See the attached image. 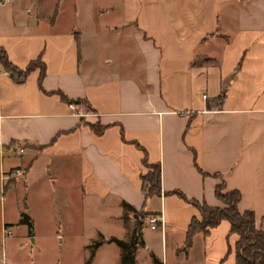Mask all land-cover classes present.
I'll list each match as a JSON object with an SVG mask.
<instances>
[{
    "label": "crops",
    "instance_id": "1",
    "mask_svg": "<svg viewBox=\"0 0 264 264\" xmlns=\"http://www.w3.org/2000/svg\"><path fill=\"white\" fill-rule=\"evenodd\" d=\"M0 51L44 69L16 84L0 67L1 236L6 195L32 224L48 197L57 236L73 223L117 239L142 211L161 219L140 230L154 264H234L224 221L183 247L198 213L174 193L221 208L219 184L264 231V0H0ZM143 152L159 167L147 200Z\"/></svg>",
    "mask_w": 264,
    "mask_h": 264
},
{
    "label": "trees",
    "instance_id": "2",
    "mask_svg": "<svg viewBox=\"0 0 264 264\" xmlns=\"http://www.w3.org/2000/svg\"><path fill=\"white\" fill-rule=\"evenodd\" d=\"M0 67L6 72L9 78L16 84L22 83L24 78L34 69H38V80L40 81L44 75V69L39 59H36L23 69L10 65L6 56L0 51ZM61 99L64 97L58 93ZM224 94H220L216 101L219 103L223 100ZM78 101L73 103L77 104ZM68 103H72L68 101ZM209 106L206 105V108ZM79 124L87 126L94 134L100 135L105 127L98 125H90L80 120ZM142 165L148 170L144 175L140 176V192L144 200L150 197L160 195L159 188V167L158 165H147L144 152ZM178 198L190 204L198 213V218H192L187 226L184 236V249H188L191 240L196 234H207L210 229L215 228L220 222L224 221L229 226V234L237 236L234 244V264H264V231L256 228L254 224L253 214L249 211L238 212L237 203L240 195L237 191H223L222 184L216 185L214 189V197L222 204L221 208H211L204 203L195 201H187L181 194L174 193ZM128 209V207H125ZM155 216L146 214L142 211L135 215L136 227L132 230L127 242L119 241L115 238H109L106 242L113 243L120 251L119 264H133V255L136 248L141 245L140 230L144 219ZM20 222L27 227V233L32 235V223L25 216H20ZM97 246V245H96ZM230 252L228 248L227 253Z\"/></svg>",
    "mask_w": 264,
    "mask_h": 264
},
{
    "label": "rangeland",
    "instance_id": "3",
    "mask_svg": "<svg viewBox=\"0 0 264 264\" xmlns=\"http://www.w3.org/2000/svg\"><path fill=\"white\" fill-rule=\"evenodd\" d=\"M16 197L17 195L8 199L6 195L1 203V210L3 209L5 214L4 222L10 224L8 225L10 231L9 235H5L4 231L2 236L0 233V264H119L120 251L117 246L104 242L99 235L91 237L90 229H84L82 233H79L73 223L68 226L67 234H60L65 237L60 244V235L57 236L59 226L53 221L51 210L47 206L48 197L41 199V204L43 201L42 218L33 222L32 235L29 236L26 225L20 222V215L26 218L28 216L26 211L18 215L15 205ZM107 224L113 226L111 222L93 223L97 227ZM132 225L133 230L137 225L136 221H133ZM141 229L147 234L153 233L147 228L146 221ZM112 233L123 242H127L131 235L129 233V235L122 236L117 230H113ZM140 247L135 252V264H154L151 255ZM172 263L183 264L182 255H173Z\"/></svg>",
    "mask_w": 264,
    "mask_h": 264
},
{
    "label": "built area",
    "instance_id": "4",
    "mask_svg": "<svg viewBox=\"0 0 264 264\" xmlns=\"http://www.w3.org/2000/svg\"><path fill=\"white\" fill-rule=\"evenodd\" d=\"M68 108L70 110H72L73 112H75L76 114L80 115V111L75 109V105H73L72 103L68 105ZM19 152H21V151H19ZM13 174H14L13 175L14 178H20L22 175V173H20V172H15ZM160 222H161L160 217L150 216L146 219V226L149 230H155L159 226ZM4 233H5V235H9V231L4 230ZM161 264H164V263H161Z\"/></svg>",
    "mask_w": 264,
    "mask_h": 264
}]
</instances>
